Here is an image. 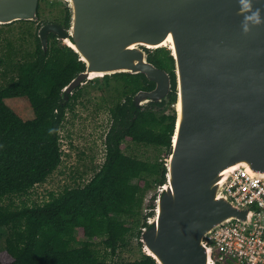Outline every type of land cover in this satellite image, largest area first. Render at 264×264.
I'll list each match as a JSON object with an SVG mask.
<instances>
[{"label": "water", "instance_id": "obj_1", "mask_svg": "<svg viewBox=\"0 0 264 264\" xmlns=\"http://www.w3.org/2000/svg\"><path fill=\"white\" fill-rule=\"evenodd\" d=\"M70 28L56 22L38 31L67 44L86 66L62 92L65 102L96 78L144 75L155 85L132 98L135 110L169 102L172 78L148 61L168 48L175 61L177 102L167 180L157 189L141 243L157 264H217L205 238L252 210L224 192L233 172L264 179V25L245 35L238 0H59ZM40 0H0V26L39 23ZM264 9V0H252Z\"/></svg>", "mask_w": 264, "mask_h": 264}, {"label": "trees", "instance_id": "obj_2", "mask_svg": "<svg viewBox=\"0 0 264 264\" xmlns=\"http://www.w3.org/2000/svg\"><path fill=\"white\" fill-rule=\"evenodd\" d=\"M39 11L40 7V18ZM69 24L68 17L66 29ZM35 39L37 47L32 55L14 59L10 44L0 57V228L8 230L0 264H157L147 255L133 262H109L101 257L93 240L102 238L105 250L115 256L132 232L120 218L141 215L148 192L167 180L165 162L127 155L125 144L164 148L166 158L169 154L177 116L175 109L168 113L177 102L171 51L146 49L148 61L172 78L169 102L135 110L131 103L135 94L153 90L155 85L142 74L105 77L116 82V100L110 108L112 123L99 171L84 186L66 188L58 195L52 193L42 204L22 201L19 206L14 198L29 197L63 162L61 130L82 87L68 102L63 100L62 92L86 69L71 48L55 46L54 34L48 38L47 52L37 32ZM19 98L29 103L32 119L24 120L8 107V100ZM156 198L153 196L143 227L154 211Z\"/></svg>", "mask_w": 264, "mask_h": 264}, {"label": "rangeland", "instance_id": "obj_3", "mask_svg": "<svg viewBox=\"0 0 264 264\" xmlns=\"http://www.w3.org/2000/svg\"><path fill=\"white\" fill-rule=\"evenodd\" d=\"M64 5L59 0H40L39 22L54 20L63 22ZM38 31V23L27 24L24 21L14 25L0 26V57L7 53L10 44L15 51L14 59L18 60L23 56L35 53L37 47L35 34ZM54 44L56 47L67 46L59 39ZM165 49L168 50L166 47ZM0 83H2L1 79ZM115 85L114 80L107 81L104 78H96L82 87L78 98L73 101V109L67 111L61 130V145L64 155L60 168L44 184L37 185L29 197L14 198L17 205L20 206L22 201L29 204H42L49 200L52 193L58 195L66 188L84 186L99 171L105 161V138L112 123L110 108L116 100L113 98ZM7 105L24 120L33 118V111L27 100L20 98L8 100ZM173 109L175 108L172 105L168 113H172ZM125 153L151 162L166 161L164 148L127 142ZM157 193V189L148 192L141 215L120 218L132 228V232L127 237L126 246L120 248L115 256L105 250L102 238L93 240L95 248L100 252L102 258L104 257L109 262H133L146 255L144 247L141 245L139 232L144 228L145 215L149 211L153 196ZM7 237L8 230L0 228V250L5 248ZM226 263L229 262L226 261Z\"/></svg>", "mask_w": 264, "mask_h": 264}, {"label": "built area", "instance_id": "obj_4", "mask_svg": "<svg viewBox=\"0 0 264 264\" xmlns=\"http://www.w3.org/2000/svg\"><path fill=\"white\" fill-rule=\"evenodd\" d=\"M224 192L237 206L249 208L253 214L250 225L233 220L205 238L214 261L264 264V179L239 169L233 172Z\"/></svg>", "mask_w": 264, "mask_h": 264}, {"label": "clouds", "instance_id": "obj_5", "mask_svg": "<svg viewBox=\"0 0 264 264\" xmlns=\"http://www.w3.org/2000/svg\"><path fill=\"white\" fill-rule=\"evenodd\" d=\"M238 14L243 17L240 27L242 32L247 35L253 27L264 25V9L253 8L252 0H238ZM174 108L176 106L173 105ZM52 129H49L51 133Z\"/></svg>", "mask_w": 264, "mask_h": 264}, {"label": "flooded vegetation", "instance_id": "obj_6", "mask_svg": "<svg viewBox=\"0 0 264 264\" xmlns=\"http://www.w3.org/2000/svg\"><path fill=\"white\" fill-rule=\"evenodd\" d=\"M65 6V16H64V21L61 22V21H58V20H54V21H46V22H39L38 23V30L40 29L41 26H43L44 24H47V23H51V22H56V23H59L61 25H64V27L66 28V20L67 18L69 17L70 18V23H71V10L68 6L64 5ZM70 25V24H69ZM70 28V26H69ZM69 28H67V30H69ZM49 37H51V35H49ZM56 37V36H55ZM57 38V37H56ZM58 39V38H57Z\"/></svg>", "mask_w": 264, "mask_h": 264}]
</instances>
